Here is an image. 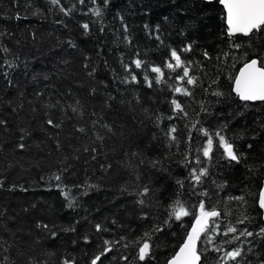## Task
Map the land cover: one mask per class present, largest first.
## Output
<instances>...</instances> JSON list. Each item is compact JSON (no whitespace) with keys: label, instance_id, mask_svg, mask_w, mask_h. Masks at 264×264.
<instances>
[{"label":"trees","instance_id":"1","mask_svg":"<svg viewBox=\"0 0 264 264\" xmlns=\"http://www.w3.org/2000/svg\"><path fill=\"white\" fill-rule=\"evenodd\" d=\"M60 3L64 8L75 5L70 16L51 0H0V30L10 33L0 42L11 50L0 51V63L18 58L19 64L9 72L12 86L0 74V121L6 122L0 124V180L4 182L0 188V261L62 264L64 258H75L76 264H91L105 240L124 237L97 264H167L184 242L193 216L173 221L171 227L153 234L154 259L137 260L138 245L132 242L154 225L162 226L169 206L178 197L186 207L200 199L219 204L221 231L244 214L251 220L237 225L238 229L257 232L264 227L257 203L264 181V101L245 102L233 91L234 78L243 64L264 53V39L249 44L247 37L237 35L234 41L244 46L230 48L226 12L218 0H111L107 7L103 0ZM96 6L104 10L99 21L89 12ZM17 14L22 18L15 19ZM83 23L90 26L87 34ZM123 24L128 25L131 44L124 40ZM188 43L193 49L183 53L182 59L193 62L190 74L198 78L197 85H184L191 96L172 91L181 82L175 79L176 72L168 70L167 83L153 81L151 88L144 83L141 69L133 68L139 84L120 82L126 75L123 64L136 58L137 52L141 59L163 68L169 49L179 51ZM205 50L211 59L204 57ZM226 52L235 57L216 58H223ZM93 69L94 75L89 76ZM148 75L152 79L156 74ZM216 91L223 95H213ZM174 98L184 107L186 117L173 112ZM69 105L78 111L73 112ZM202 106L207 111H202ZM157 115L165 117L159 124ZM169 116L174 118L166 119ZM49 118L62 121L61 127L49 126ZM173 125L178 143L169 147L165 133ZM201 128L209 133L222 129L221 134L247 157L239 164L229 163L223 149H214L208 167L216 183L205 180L198 189L206 188L210 200L191 194L185 179L189 168L178 163L186 151L196 155V149L205 146L207 137L198 131ZM97 134L103 137L102 142ZM20 143L25 145L23 149L18 147ZM93 147L97 149L95 159ZM152 160L162 161L163 168L151 167ZM56 175H60L59 181ZM177 179L185 181L183 189L175 183ZM145 185L150 191L141 197ZM63 191L74 199L73 208L67 207ZM236 196H244L246 203L228 201ZM140 199L143 205L138 203ZM225 209L231 215L224 216ZM38 222L48 224L58 235L53 238L37 229ZM96 224L106 231L96 232ZM69 227H75V232L62 231ZM227 239L230 236H219L216 243ZM248 239L253 240V251L247 252L245 245L247 255L242 264H259L264 260V240ZM224 247L231 249L236 244ZM221 255L209 250L201 264H217Z\"/></svg>","mask_w":264,"mask_h":264},{"label":"snow or ice","instance_id":"2","mask_svg":"<svg viewBox=\"0 0 264 264\" xmlns=\"http://www.w3.org/2000/svg\"><path fill=\"white\" fill-rule=\"evenodd\" d=\"M95 4L96 0H92ZM111 2V0H103V4L105 7ZM211 2V0H208ZM218 2L223 5L226 10V25L227 30L226 34L230 40V48L232 49H240L244 45L240 43H236L234 38L237 35H242L248 38L249 44L257 38L264 39V0H218ZM53 5L59 6V10L65 15L70 16L75 8L73 5L70 8H64L60 3V0H51ZM80 4L84 3V0H79ZM103 8L100 6H96L89 9L95 17L101 18L103 16ZM39 14V13H35ZM87 14V13H85ZM22 17L17 14L15 19L19 20ZM26 18V17H23ZM121 21H123V16L120 17ZM57 23H62L61 21H57ZM123 29L125 32L124 40L127 44H131V39L127 35L128 25L123 24ZM81 27L84 29L85 34L90 31V26L88 23H83ZM145 28H148V25H145ZM100 31H104V27H100ZM156 39L159 40V25L156 26ZM10 35L5 30H0V41L5 36ZM71 47L75 48L76 45L69 41ZM193 49V44L188 43L185 44L179 51L176 48L169 49V58L165 61L163 68L160 66H155L150 64L149 62L140 58L139 52L136 53V58L131 60L128 64H123L124 71L126 75L121 79V83L127 84H139L140 80L133 70L141 69L144 83L147 87L151 88L153 86V81L155 83H167L165 79V71L168 70L169 73L176 72L177 75L175 79L181 83L177 84L172 88L174 93H180L185 96H191V91L185 87L184 85H197L198 78L195 75L190 74L192 69L193 62L190 60L182 59L183 53H189ZM0 51L4 53H9L11 50L7 47L3 46L2 42H0ZM204 57L207 59H211L209 53L205 50L203 53ZM244 56H247V53H243ZM229 56L235 57V54L232 52L224 53L222 57H216L219 59H227ZM18 58H14L13 60L5 59L3 63H0V74L3 75L4 79L7 81L9 86L13 85V81L10 78L9 72L14 71L19 67V64L16 62ZM26 66V65H25ZM85 68L88 67L87 64L84 65ZM179 70V71H178ZM95 69L93 71L88 72L89 76L94 75ZM155 73L156 75L150 79L148 73ZM36 77L33 76V79ZM47 79V76L44 77ZM213 83H217V81H213ZM233 91L236 95L243 101H264V53H260L256 55L254 58L247 60L243 67L240 68L239 73L234 78V88ZM92 92L95 93V89H92ZM38 95H40L38 93ZM213 95L222 96L223 93L216 91L213 92ZM110 99H114V97H110ZM171 105L173 106V112L177 114H182L183 116H187V112L184 110V107L180 104L178 100L175 98L171 100ZM48 107H56V105H49ZM73 112H77L78 109L69 105ZM147 111V110H145ZM202 111H207L202 106ZM174 117L169 116L166 117L168 120H172ZM156 122L159 124L165 117L161 115L156 116ZM5 121H0V124H5ZM46 123L55 128L59 129L61 127L62 121L54 122L53 119H47ZM199 121H197V124ZM95 126V122H94ZM104 127L108 128V131H111V128L107 125ZM193 128H196V124L192 125ZM226 127V125L224 126ZM80 132H84V128L78 129ZM177 129L173 125L169 128L168 132L165 133L166 137L169 139V147L172 146L173 143H178L177 137L175 135ZM198 131H202L203 134L207 137L206 144L204 147L196 149V152L199 154L194 155L193 151L189 150L183 156V159L178 163L182 164L185 167L189 168L188 175L185 178L188 181V185L191 190L192 195H197L200 197L207 198L210 200L209 193L205 188L203 191H198V189L202 188L205 180L211 181V183L215 184L216 182L211 179V173L209 171L208 165L213 160L214 149L219 147L223 149V156L229 163L235 162L239 164L242 159H246V155L242 152H239L236 146L231 143L224 135H222V129L216 131L214 133H209L206 129H198ZM215 138V139H214ZM23 139V137H21ZM191 134L188 136L189 143L191 142ZM97 140L103 141V137L97 134ZM19 148L23 149L25 145L20 143L18 145ZM249 148L252 145H248ZM85 152H88L89 149L85 148ZM97 149L93 147L91 152L93 153L92 159H95V153ZM205 158L202 160V158ZM77 159L79 157H76ZM141 163H144L141 160ZM149 164L153 168H163V163L160 160H152L149 161ZM110 167V166H109ZM166 170V169H164ZM66 171V169H65ZM55 179L59 181L61 179L60 175H56ZM175 183L179 186L180 189H183L185 186V181L177 179ZM4 186L3 180H0V188ZM57 187H61V185L57 184ZM15 185H12V188H15ZM66 187V186H65ZM88 187H94L93 185H88ZM218 189H222L223 185H217ZM26 191V189H24ZM150 189L147 185H145L142 191L139 193L141 197L146 196L149 193ZM62 194L68 201L67 207H74V199L69 197L68 191H63ZM84 194H87L86 192ZM228 201H239L246 203L244 196H236V197H228ZM139 204L143 205L144 200L140 199L138 201ZM258 206L261 210H264V189H261L259 198H258ZM170 211L168 218L163 222V225H154L150 232H145L143 237H140L136 241L132 243L138 245L137 250V260L145 261L154 259L153 255V246L150 243L152 236L154 233L162 232L165 227H171V223L173 221H181L183 217L193 216L194 223L188 231L186 239L184 243L179 247V250L175 252V254L168 260L167 264H201L202 256L205 255L209 250L214 251L216 253H222L219 257L217 264H229V262H233V264H242L243 258L247 255V252L253 251V240L248 238H258L264 240V227H261L259 231L253 232L249 231L247 227L242 229H238L237 225L245 224L247 221L251 220V217L244 214L239 219L236 220L235 224L229 222L223 231L220 229V219H221V209L219 204H211L207 203L205 199H200L198 204L185 206V201L179 199V197L173 201V203L169 206ZM190 208H194L195 211H190ZM231 215V211L229 209L224 210V216ZM146 218V217H145ZM37 229H42L45 232H48L51 237L55 238L58 233L50 229L48 224H44L42 222H38L36 224ZM75 227H69L62 229V231H70L75 232ZM96 232H101L103 229L101 224L95 225ZM219 236H230V239L223 240L220 243H216V238ZM241 238H244L243 240ZM88 237L85 236V242H88ZM124 237H121V240L117 241H104L103 250L97 254L91 261V264H97L98 261L101 260V257L106 255L108 252L112 251L113 247L116 244H120ZM238 242V243H237ZM236 244V247L231 249L225 248L224 245ZM245 245H247V252L245 251ZM209 246H211L209 248ZM124 247H128V244H124ZM122 260L127 261V256H122ZM7 260V257L4 258ZM0 264H4V261H0ZM62 264H76L75 258L69 260L68 258H64ZM259 264H264V260H261Z\"/></svg>","mask_w":264,"mask_h":264},{"label":"water","instance_id":"3","mask_svg":"<svg viewBox=\"0 0 264 264\" xmlns=\"http://www.w3.org/2000/svg\"><path fill=\"white\" fill-rule=\"evenodd\" d=\"M206 1H208V0H206ZM221 6H223V5H221ZM225 12H226V10H225ZM242 67H243V66H242ZM242 67H241V68H242ZM238 73H239V71H238ZM237 75H238V74H237ZM233 88H234V85H233ZM235 94H236V93H235ZM242 101H243V100H242ZM248 102L255 103V102H259V100H257V101H248ZM261 189H264V181H263V185H262V188H261ZM262 212H263V216H264V210H262ZM189 231H190V230H189ZM185 239H186V238H185ZM184 241H185V240H184ZM183 243H184V242H183ZM183 243H182V244H183ZM178 250H179V249H178ZM178 250H177V251H178ZM177 251H176V252H177Z\"/></svg>","mask_w":264,"mask_h":264}]
</instances>
